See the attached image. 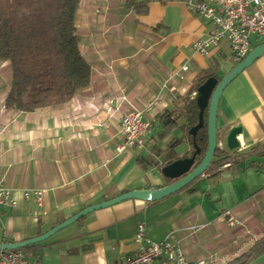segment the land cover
<instances>
[{
    "label": "crops",
    "instance_id": "crops-1",
    "mask_svg": "<svg viewBox=\"0 0 264 264\" xmlns=\"http://www.w3.org/2000/svg\"><path fill=\"white\" fill-rule=\"evenodd\" d=\"M126 1L80 0L75 26L90 81L65 102L33 111L6 106L11 67L0 59V180L17 201L0 206V242L34 237L127 190L165 185L159 170L165 152L172 148L176 158L190 148L184 116L177 117L188 90L203 71L221 76L237 63L226 39L206 54L192 49L212 24L182 0H132L129 7ZM250 42L253 47L264 37L252 35ZM156 95L160 101L145 111L152 125L144 148L118 152L122 114L144 109ZM236 123L242 125L236 156L215 160L164 198L126 199L91 211L24 248L26 256L38 264H119L136 250L133 236L143 222L152 240H179L189 260L226 264L264 236V54L220 95L216 124L222 141ZM160 135L168 138L159 147ZM145 149L158 156L149 165L142 160ZM31 188L42 189V205L23 197ZM253 264H264V256Z\"/></svg>",
    "mask_w": 264,
    "mask_h": 264
},
{
    "label": "trees",
    "instance_id": "trees-1",
    "mask_svg": "<svg viewBox=\"0 0 264 264\" xmlns=\"http://www.w3.org/2000/svg\"><path fill=\"white\" fill-rule=\"evenodd\" d=\"M79 3L80 0H0V59L7 60L11 67L6 106L33 111L65 102L88 85L90 65L80 51L75 26ZM126 4L129 7L134 3L127 0ZM213 74L215 71L207 70L196 78L183 99V112L177 116H184L182 129L191 150L192 137L188 130L197 122L198 112L195 93L191 94ZM171 113L163 114L162 118H169ZM177 117L170 121L176 123ZM195 141L200 147L199 160L207 143L205 124L197 131ZM178 142L176 139L173 145ZM217 151L222 152L220 148ZM165 158L167 162L175 158L172 148L165 152ZM261 256H264V236L226 264H253Z\"/></svg>",
    "mask_w": 264,
    "mask_h": 264
},
{
    "label": "built area",
    "instance_id": "built-area-1",
    "mask_svg": "<svg viewBox=\"0 0 264 264\" xmlns=\"http://www.w3.org/2000/svg\"><path fill=\"white\" fill-rule=\"evenodd\" d=\"M182 1L189 11L212 24L204 38L192 42L191 47L197 52L206 54L212 46L226 39L231 60L238 62L251 49L252 35L264 37V0ZM186 68V65L181 67L182 70ZM158 101L160 95L154 96L144 109L129 108L122 114L119 121L121 141L116 147L118 152L144 148L145 137L152 125L150 119L145 116V111ZM22 194L25 199L32 197L39 206L42 205V189H24ZM16 203L12 190L0 180V206L12 207ZM133 239L136 250L124 257L119 264H206L204 259L189 260L179 240L173 239L170 235L159 241L152 240L143 222L137 223ZM0 264H38V262L26 256L23 248H15L0 250Z\"/></svg>",
    "mask_w": 264,
    "mask_h": 264
},
{
    "label": "water",
    "instance_id": "water-1",
    "mask_svg": "<svg viewBox=\"0 0 264 264\" xmlns=\"http://www.w3.org/2000/svg\"><path fill=\"white\" fill-rule=\"evenodd\" d=\"M264 54V43H259L251 47L249 52L236 64H234L227 72L224 70L221 76L218 72L208 76L195 91V102L198 108L197 122L192 125L188 133L192 137V150L174 158L170 162H166L160 168L162 176L169 180L165 185L153 189H131L122 192L112 198L87 205L72 215L66 217L62 221L56 223L46 231L24 240L13 242H0V250H8L15 248H24L27 245L43 241L56 233L58 230L66 227L70 223L82 218L86 214L96 209L107 207L126 199L140 200H158L164 198L191 183L198 176L204 174L213 161L217 147V109L220 95L225 86L235 78L246 66L252 63L260 55ZM206 110V117L204 112ZM206 125L207 143L206 148L199 160L196 159L200 155V147L195 141L197 131ZM242 125L240 123L229 126L223 134L224 147L222 151L230 150L236 152L240 147L236 135L241 133Z\"/></svg>",
    "mask_w": 264,
    "mask_h": 264
},
{
    "label": "rangeland",
    "instance_id": "rangeland-1",
    "mask_svg": "<svg viewBox=\"0 0 264 264\" xmlns=\"http://www.w3.org/2000/svg\"><path fill=\"white\" fill-rule=\"evenodd\" d=\"M157 128V125L155 124V127H154V131H155V129ZM183 131H185L184 129H182ZM185 133H186V131H185ZM187 135V134H186ZM166 136V135H165ZM167 137V136H166ZM165 137V138H166ZM158 138H159V140H158ZM158 138H157V140L159 141V143L157 142V145L159 146V145H162V142H163V140H165V138L164 137H162L161 135L160 136H158ZM164 138V139H163ZM168 138V137H167ZM163 139V140H162ZM218 140H217V147L218 148H222V147H224L225 145H224V142L221 140V138H220V136H218V138H217ZM161 140H162V142H161ZM148 143H149V145L151 146L152 145V142L150 141V140H148ZM160 147V146H159ZM183 147V144L181 143V144H179L178 146H177V148H178V150H180L181 148ZM184 149H186V147H184ZM223 152V153H222ZM222 152H220L219 153V151H217V153H215V155H214V157H213V159L214 160H216V161H219V160H224L223 158L224 157H226V156H236L237 154H236V152H233V151H230V150H226V151H222ZM143 158H142V160H143V162H144V164L145 165H149V164H151L152 163V161H155V159L158 157L157 155H156V153H154V152H152L151 150H147V149H145V151L143 152V156H142ZM225 160H228V157L225 159ZM224 160V161H225ZM229 163V162H228ZM230 164V163H229ZM200 176H198L197 178H199Z\"/></svg>",
    "mask_w": 264,
    "mask_h": 264
},
{
    "label": "flooded vegetation",
    "instance_id": "flooded-vegetation-1",
    "mask_svg": "<svg viewBox=\"0 0 264 264\" xmlns=\"http://www.w3.org/2000/svg\"><path fill=\"white\" fill-rule=\"evenodd\" d=\"M217 138H218V136H217ZM218 140V139H217ZM227 157H229V156H226V157H224L223 159L225 160ZM196 159H197V157H196ZM214 160V159H213ZM213 165V161H212V163L210 164V166H209V168L211 167Z\"/></svg>",
    "mask_w": 264,
    "mask_h": 264
}]
</instances>
